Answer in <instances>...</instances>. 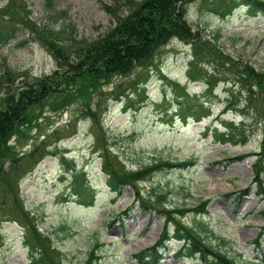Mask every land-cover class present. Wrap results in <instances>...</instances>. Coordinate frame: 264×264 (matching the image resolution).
I'll return each mask as SVG.
<instances>
[{"label": "rangeland", "instance_id": "1", "mask_svg": "<svg viewBox=\"0 0 264 264\" xmlns=\"http://www.w3.org/2000/svg\"><path fill=\"white\" fill-rule=\"evenodd\" d=\"M116 1L52 0L49 10L46 0H0V23L11 26L16 11L24 41L0 46V74L12 69L0 78V111L8 96L31 94L0 145V264H30V247L44 264H141L135 254L157 241L164 216L140 199L182 208L176 218L184 226L207 200V214L196 216L231 242L227 254L237 264H264V163H255L264 149V96L243 70H264V14L244 6L224 14L228 0H192L185 19L194 38H172L149 65L83 83L50 52L45 27L57 46L66 28L94 41L114 25L106 7ZM191 63L214 88L188 76ZM201 106L209 115L200 121L185 115ZM221 121L237 128L231 143L213 138L211 129L225 131ZM102 157L114 171H156L117 194ZM190 160L186 168L157 163ZM177 245L168 242L157 264H187L175 257Z\"/></svg>", "mask_w": 264, "mask_h": 264}, {"label": "trees", "instance_id": "2", "mask_svg": "<svg viewBox=\"0 0 264 264\" xmlns=\"http://www.w3.org/2000/svg\"><path fill=\"white\" fill-rule=\"evenodd\" d=\"M190 1L192 0H117L113 7H106V11L115 18L114 25L107 33L98 36L96 40L75 39L71 36L70 30L66 28L65 32L68 39H63V43L57 46L52 39V28L46 26V45L58 63L70 67V71L73 72L71 74L78 76L83 83L89 81L95 83L96 80L106 79L114 72L125 74L136 64L149 65L161 47L172 38L180 40L194 38L195 35L185 19L186 5ZM223 5L224 14H231L238 6L246 7L247 14L251 16L264 14L263 0H228ZM46 6L50 10L52 0H46ZM9 15L11 26L8 27L0 23V46L16 40L18 45H23L24 41H18V27L15 26L16 11L9 12ZM66 51L68 52L66 53ZM69 61H72V63L69 64ZM196 63L199 62L196 61ZM196 67L195 63L189 65L188 76H192L193 80L204 81L210 91L214 88V84L208 80L205 73H202ZM244 69L246 75L260 86L264 96V70L259 73L252 67ZM11 70L7 65L4 66L0 78L10 79ZM30 95V90L24 89L19 92L17 100L8 96L4 102L6 103L5 109L0 111V145H6L2 141H5L11 135L13 124L22 119L24 113H21V110L28 107ZM199 111L200 113L194 112L187 107L185 115H194L196 121H200L202 117L209 115L206 108H202V106ZM221 123L225 131L219 132L217 128L211 129L213 138L221 143H231L233 140L232 132L237 128L232 129L233 123L223 121ZM205 129L210 130L209 127ZM234 135L236 137V134ZM241 139V143H246L247 134L244 133ZM5 153L6 151H2L0 146L1 158L6 155ZM255 158V163L260 162L263 165L264 149H262L261 155L259 153L255 154ZM157 163L161 165V169L186 168L194 165L193 160L180 164H173L170 161H159ZM254 167L256 168V165ZM155 171L156 169L149 165L136 171H114L102 157V172L107 176V185L110 191L117 194L121 192L123 187L127 185L133 187V182L144 180ZM3 175H0V179ZM158 194L163 195L161 191ZM156 196L155 198H157ZM154 200V202L160 203L159 199ZM139 202L148 208H156L164 216L162 232L157 241L151 247L135 254L141 264H157L161 257L160 251L165 249L166 244L170 241L178 244L175 257L189 260L187 264H237L226 252V248L231 242L216 235L207 222L196 216L207 214V200L198 202L196 207L191 210L196 215L193 217L190 226H184L180 218H176V216H182V208H165L166 206L163 205L157 207L154 202H146L142 199ZM262 229L264 230V227ZM255 242L258 245V239ZM29 259L30 264L48 262L45 255L41 257L35 254L31 247Z\"/></svg>", "mask_w": 264, "mask_h": 264}]
</instances>
